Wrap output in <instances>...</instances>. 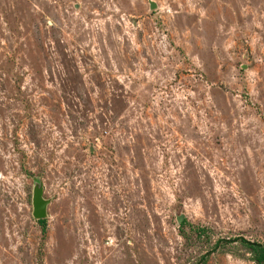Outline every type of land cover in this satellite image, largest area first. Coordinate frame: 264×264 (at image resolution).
Segmentation results:
<instances>
[{
    "label": "rangeland",
    "instance_id": "1",
    "mask_svg": "<svg viewBox=\"0 0 264 264\" xmlns=\"http://www.w3.org/2000/svg\"><path fill=\"white\" fill-rule=\"evenodd\" d=\"M242 239L264 0H0V264H254Z\"/></svg>",
    "mask_w": 264,
    "mask_h": 264
},
{
    "label": "water",
    "instance_id": "2",
    "mask_svg": "<svg viewBox=\"0 0 264 264\" xmlns=\"http://www.w3.org/2000/svg\"><path fill=\"white\" fill-rule=\"evenodd\" d=\"M151 8H155V3L151 1ZM49 201L45 200L43 197V189L40 184H37L34 187L33 193V216L37 220L46 219L47 217V206ZM184 216H180L178 218L179 223L182 222Z\"/></svg>",
    "mask_w": 264,
    "mask_h": 264
},
{
    "label": "trees",
    "instance_id": "3",
    "mask_svg": "<svg viewBox=\"0 0 264 264\" xmlns=\"http://www.w3.org/2000/svg\"><path fill=\"white\" fill-rule=\"evenodd\" d=\"M38 222L42 226L43 232L45 233L47 220L41 219ZM240 243H242V246L246 249V252L250 254V261H252L254 264H264V244L254 243L245 239H242Z\"/></svg>",
    "mask_w": 264,
    "mask_h": 264
}]
</instances>
